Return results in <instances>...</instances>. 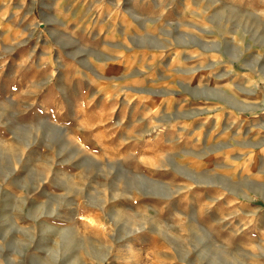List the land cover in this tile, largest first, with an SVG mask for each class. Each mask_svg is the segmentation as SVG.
Segmentation results:
<instances>
[{
  "label": "rangeland",
  "instance_id": "1",
  "mask_svg": "<svg viewBox=\"0 0 264 264\" xmlns=\"http://www.w3.org/2000/svg\"><path fill=\"white\" fill-rule=\"evenodd\" d=\"M0 264H264V0H0Z\"/></svg>",
  "mask_w": 264,
  "mask_h": 264
}]
</instances>
